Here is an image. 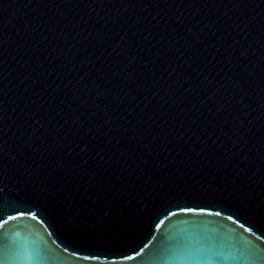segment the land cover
<instances>
[{
  "label": "water",
  "instance_id": "water-1",
  "mask_svg": "<svg viewBox=\"0 0 264 264\" xmlns=\"http://www.w3.org/2000/svg\"><path fill=\"white\" fill-rule=\"evenodd\" d=\"M0 264H264V0H0Z\"/></svg>",
  "mask_w": 264,
  "mask_h": 264
}]
</instances>
